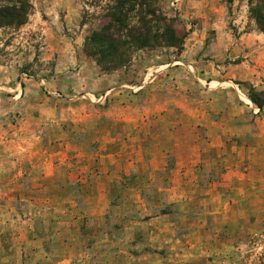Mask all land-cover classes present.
<instances>
[{"label": "rangeland", "instance_id": "1", "mask_svg": "<svg viewBox=\"0 0 264 264\" xmlns=\"http://www.w3.org/2000/svg\"><path fill=\"white\" fill-rule=\"evenodd\" d=\"M29 2L0 29V264H264L249 0H154L182 50L109 73L85 43L113 0Z\"/></svg>", "mask_w": 264, "mask_h": 264}, {"label": "trees", "instance_id": "2", "mask_svg": "<svg viewBox=\"0 0 264 264\" xmlns=\"http://www.w3.org/2000/svg\"><path fill=\"white\" fill-rule=\"evenodd\" d=\"M154 0H113L107 10L108 21L102 30L88 37L86 56L95 58L102 72H112L130 64V50L176 48L182 50L185 34L179 36L168 19L153 7ZM250 15L264 34V0H249ZM32 10L29 0H0V29L20 28L27 23ZM264 92L252 89L250 100L261 111Z\"/></svg>", "mask_w": 264, "mask_h": 264}]
</instances>
